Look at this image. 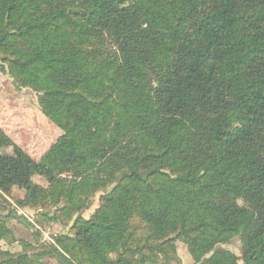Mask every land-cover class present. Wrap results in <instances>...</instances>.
Returning <instances> with one entry per match:
<instances>
[{
	"label": "trees",
	"instance_id": "obj_1",
	"mask_svg": "<svg viewBox=\"0 0 264 264\" xmlns=\"http://www.w3.org/2000/svg\"><path fill=\"white\" fill-rule=\"evenodd\" d=\"M0 70L62 132L0 128V264H264V0H0Z\"/></svg>",
	"mask_w": 264,
	"mask_h": 264
},
{
	"label": "rangeland",
	"instance_id": "obj_2",
	"mask_svg": "<svg viewBox=\"0 0 264 264\" xmlns=\"http://www.w3.org/2000/svg\"><path fill=\"white\" fill-rule=\"evenodd\" d=\"M0 128L13 140V142L20 146L36 161H39L42 156L49 150V148L57 142L62 136L61 130L51 123L40 111L37 94L30 89H19L14 84L12 79L3 71L0 70ZM1 153L12 154V149H0ZM34 182L47 187V182L40 178L34 177ZM24 193L18 189H14L12 196L7 197V200L14 204L16 200L22 199ZM239 205L244 206L243 201H235ZM1 204V203H0ZM99 206V196L92 202L89 210L83 213V216L88 219ZM246 206V205H245ZM4 209L5 207L0 206ZM4 215L7 211H3ZM21 213L33 221L36 217L34 211L29 209L21 210ZM16 232L19 239L33 240L32 232L25 227L15 224L10 225ZM44 240L49 241L50 233L58 234L60 232L69 233V227L63 228L60 225L50 228L42 229ZM175 248L177 254L182 260V264H194L184 243L177 241ZM233 253L236 257L242 256V243L239 238H235L230 243L220 247ZM0 249L11 250L13 252L19 251L18 245L10 246L7 242H0Z\"/></svg>",
	"mask_w": 264,
	"mask_h": 264
}]
</instances>
